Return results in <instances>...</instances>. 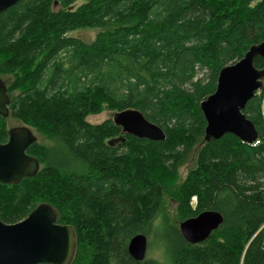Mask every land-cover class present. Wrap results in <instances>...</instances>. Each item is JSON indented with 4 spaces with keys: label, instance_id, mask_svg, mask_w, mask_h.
Returning <instances> with one entry per match:
<instances>
[{
    "label": "trees",
    "instance_id": "16d2710c",
    "mask_svg": "<svg viewBox=\"0 0 264 264\" xmlns=\"http://www.w3.org/2000/svg\"><path fill=\"white\" fill-rule=\"evenodd\" d=\"M75 2L19 0L0 13V77L10 99L0 142L11 119L44 137L28 148L38 173L0 182V219L16 223L51 204L75 229L71 264H264V86L244 109L258 131L253 144L233 134L208 141L200 107L219 71L264 41V0ZM86 28L100 29L90 43L70 34ZM128 108L166 138L124 134L113 118L86 120ZM194 151L174 192L180 217L223 216L198 243L162 214V173L176 175ZM138 233L148 238L143 260L128 250Z\"/></svg>",
    "mask_w": 264,
    "mask_h": 264
},
{
    "label": "water",
    "instance_id": "95a60500",
    "mask_svg": "<svg viewBox=\"0 0 264 264\" xmlns=\"http://www.w3.org/2000/svg\"><path fill=\"white\" fill-rule=\"evenodd\" d=\"M19 0H0V13ZM257 57L264 59V41L252 44L235 63L224 66L218 75L215 91L204 99L201 110L206 120L205 137L208 141L233 134L253 144L258 139L255 124L244 112L248 101L264 85V67L255 65ZM7 86L0 77V115H9ZM124 134L150 140H164L166 134L138 109L128 108L113 115ZM37 136L26 125L9 129L6 142H0V182L17 184L35 176L40 169L37 157L28 148ZM60 213L47 202L38 204L27 217L6 223L0 219V264H71L77 249V236L70 224L59 222ZM223 223V216L215 210L203 211L183 220L180 230L190 243L206 240ZM128 250L136 260L147 255L148 238L138 233L129 242Z\"/></svg>",
    "mask_w": 264,
    "mask_h": 264
},
{
    "label": "rangeland",
    "instance_id": "374dc122",
    "mask_svg": "<svg viewBox=\"0 0 264 264\" xmlns=\"http://www.w3.org/2000/svg\"><path fill=\"white\" fill-rule=\"evenodd\" d=\"M87 1L88 0H76L72 8L77 9L80 5H82L83 3ZM99 31L100 29L98 28H86V29H78V30L72 31L70 34L72 36L81 38L85 42L90 43L96 38ZM114 113H115L114 111H111L109 109H104V111L99 114L88 115L86 117V120L91 122L92 124H100L109 118H113ZM21 125H24V124L21 121H18L16 119H11V120H8L7 122L8 129L15 127V126H21ZM32 130L34 134L37 136L38 141H42L44 138L42 133L36 128H32ZM120 137L114 138V140L119 139ZM194 157H196V151H194L191 154V156H189V158L186 160V162L178 168V172L176 175L170 176L166 173H162V178L166 182V192L164 193V196H163L162 214L164 213V216L171 224H176L180 226V223L183 221V219L180 217V214L178 212V202H177L174 192H176L179 189V187L184 182L190 168L193 167ZM155 221L156 220L154 219L153 222ZM84 258L85 257L82 258V263H83Z\"/></svg>",
    "mask_w": 264,
    "mask_h": 264
},
{
    "label": "flooded vegetation",
    "instance_id": "af4514ba",
    "mask_svg": "<svg viewBox=\"0 0 264 264\" xmlns=\"http://www.w3.org/2000/svg\"><path fill=\"white\" fill-rule=\"evenodd\" d=\"M7 86V85H6ZM9 116V115H8ZM11 129V128H10Z\"/></svg>",
    "mask_w": 264,
    "mask_h": 264
}]
</instances>
